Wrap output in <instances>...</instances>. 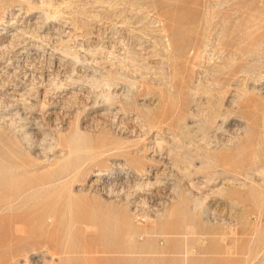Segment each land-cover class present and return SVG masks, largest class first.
I'll list each match as a JSON object with an SVG mask.
<instances>
[{
    "label": "rangeland",
    "instance_id": "1",
    "mask_svg": "<svg viewBox=\"0 0 264 264\" xmlns=\"http://www.w3.org/2000/svg\"><path fill=\"white\" fill-rule=\"evenodd\" d=\"M17 11L0 264H264V0H0V28ZM119 163L152 186H109Z\"/></svg>",
    "mask_w": 264,
    "mask_h": 264
},
{
    "label": "bare ground",
    "instance_id": "2",
    "mask_svg": "<svg viewBox=\"0 0 264 264\" xmlns=\"http://www.w3.org/2000/svg\"><path fill=\"white\" fill-rule=\"evenodd\" d=\"M49 2V1H48ZM42 3V2H41ZM43 5H45L44 3H42ZM50 5L53 4V3H49ZM49 5V7H50ZM48 6V4H47ZM53 6V5H52ZM51 6V7H52ZM39 7V6H37ZM48 7V8H49ZM41 8V6H40ZM15 9V8H14ZM50 10V9H49ZM45 11V10H44ZM55 11V9H54ZM18 12V11H17ZM13 13V12H10V13H7L8 16H11L9 17L10 19L7 21V25H4L3 27L0 28V50H4V48H7V47H12L13 44H15L16 42V39L18 40L19 37L24 33V32H27L26 28L25 29H21L20 27H16V23H17V17L19 16V12L18 13ZM58 12V11H57ZM45 13V12H44ZM55 15V14H54ZM8 16H7V19H8ZM23 16V14H22ZM44 19V18H43ZM55 19V18H54ZM6 21V20H5ZM19 24V22H18ZM27 25V24H26ZM18 26V25H17ZM21 26V24L19 25ZM18 30L21 32H18ZM28 33V32H27ZM38 33V32H37ZM30 35V34H29ZM33 35V33H32ZM52 36V35H50ZM46 37V36H45ZM23 38V37H21ZM21 40V39H19ZM24 40H26L24 38ZM23 40V41H24ZM15 46V45H14ZM39 47L36 45V44H33L31 45L30 47H24L21 51H18L19 54H22V55H26L24 56L26 61L28 62H33L34 63V59L33 57H36L35 55L37 54V52H39L40 50L38 49ZM10 50V49H9ZM7 50V51H9ZM5 51V50H4ZM40 54V53H39ZM37 54V55H39ZM5 55V54H4ZM43 55V54H42ZM23 57V59H24ZM38 58V57H37ZM25 61V62H26ZM28 64V63H27ZM22 65V64H21ZM20 66V65H18ZM24 66V65H22ZM27 66V65H26ZM32 66V64H31ZM28 67V66H27ZM36 67V66H35ZM29 68V67H28ZM31 68V67H30ZM35 69V68H34ZM33 69V71H34ZM28 70V69H27ZM42 70V69H40ZM18 71V70H17ZM23 71V69H22ZM32 71V70H31ZM15 73V72H14ZM17 73V72H16ZM22 73V72H21ZM33 73V72H32ZM30 73L29 75H34ZM42 73V72H41ZM24 74L25 71H24ZM24 74H21V75H24ZM20 75V76H21ZM39 75V74H38ZM42 75V74H41ZM25 76V75H24ZM35 77H36V74H35ZM39 77V76H38ZM1 78V77H0ZM19 78V77H18ZM31 78V77H30ZM43 78V77H42ZM38 79V78H37ZM27 80V79H26ZM42 81V80H41ZM2 88V87H1ZM215 114L212 116V118H210V125H212V127H215V130H202V137L200 138V140L202 141H205L207 144H210L211 142L213 141H216V147L214 148V150L217 152L221 149H230L229 146H231L232 144V140L234 139L232 136H223V135H217V132H218V129H219V126L217 124V119L218 117H220V114H218L217 112H214ZM185 126V125H184ZM183 126V127H184ZM200 126V125H199ZM204 129V128H203ZM185 130H188L187 134H191L194 132V130H191L190 128H188V126L186 127L185 126ZM210 131H213L212 135H209ZM185 133V132H184ZM235 136V135H234ZM199 141V140H198ZM234 141V140H233ZM220 152V151H219ZM207 157L209 156V154H205ZM253 159L255 158V160L257 158L256 155L252 156ZM214 159V157H212ZM256 160V161H257ZM244 161V160H243ZM117 167H120L121 169H124L125 171V175H121L120 172H116L112 175H110L111 177V182L109 183V186H111L112 188H114L115 190H119L121 192L123 191H128L129 193H133V194H138L140 192V190H142L143 187H149V186H152V181H146L145 183H141V182H137L135 180L136 178V175H135V171L132 170L131 167L129 166H126L124 163L123 164H117L116 165ZM254 167H257V163L255 161H253V163L251 164L250 168H254ZM127 169V171L125 170ZM131 169V170H130ZM140 172H143V171H146V168L144 167H141L139 168ZM245 185V184H244ZM243 185V186H244ZM111 188V189H112ZM143 200L147 197H142ZM144 200V201H145Z\"/></svg>",
    "mask_w": 264,
    "mask_h": 264
}]
</instances>
